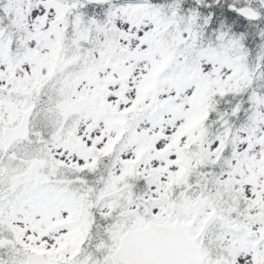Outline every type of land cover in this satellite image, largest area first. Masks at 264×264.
Masks as SVG:
<instances>
[{"label":"snow or ice","instance_id":"snow-or-ice-1","mask_svg":"<svg viewBox=\"0 0 264 264\" xmlns=\"http://www.w3.org/2000/svg\"><path fill=\"white\" fill-rule=\"evenodd\" d=\"M0 264H264V0H0Z\"/></svg>","mask_w":264,"mask_h":264}]
</instances>
